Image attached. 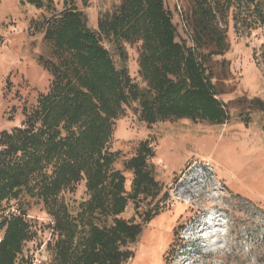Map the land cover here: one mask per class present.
I'll list each match as a JSON object with an SVG mask.
<instances>
[{"label":"trees","instance_id":"trees-1","mask_svg":"<svg viewBox=\"0 0 264 264\" xmlns=\"http://www.w3.org/2000/svg\"><path fill=\"white\" fill-rule=\"evenodd\" d=\"M41 9L45 0H27ZM196 48L177 41L172 13L165 0H123L99 19L98 31L86 15L66 8L46 21L44 39L54 62H45L52 82L20 127L0 133V264H16L34 232L26 214L5 215V204L24 196L37 199L53 221L52 260L44 264H126L151 217L143 223L121 218L129 201L157 197L158 182L148 168L153 150L148 142L124 162L133 173V193L126 192L123 172L115 170L119 152H112L115 122L137 103L140 120L151 126L171 119L229 120L218 99L205 45L219 55L228 49L222 24L233 11L242 26L264 25V0H191ZM251 11L250 17L243 12ZM102 36L117 44L141 43L140 69L146 89L126 70H118ZM251 105L264 112V102ZM85 182L89 199L76 215L61 197Z\"/></svg>","mask_w":264,"mask_h":264},{"label":"rangeland","instance_id":"rangeland-1","mask_svg":"<svg viewBox=\"0 0 264 264\" xmlns=\"http://www.w3.org/2000/svg\"><path fill=\"white\" fill-rule=\"evenodd\" d=\"M123 0H45L39 9L27 0H0V133L20 127L52 82L45 62H54L45 41L46 21L66 8L82 11L88 27L98 31L99 19ZM172 13L177 41L196 48L191 0H165ZM251 11L243 12L250 17ZM222 24L228 49L219 54L205 45L208 73L229 120L222 124L171 119L147 125L137 103L115 122L110 150L119 152L115 170L133 193V173L124 162L148 142L153 156L148 168L158 182L157 197L131 199L121 218L145 224L134 257L126 264H264V112L251 105L264 102V25L242 26L233 11ZM118 70H126L140 89L141 43L117 44L102 36ZM73 215L89 199L85 182L62 196ZM5 215L26 214L34 239L25 244L16 264L52 260L53 221L43 204L24 196L5 204ZM3 233H0V238ZM149 255V257H146Z\"/></svg>","mask_w":264,"mask_h":264},{"label":"built area","instance_id":"built-area-1","mask_svg":"<svg viewBox=\"0 0 264 264\" xmlns=\"http://www.w3.org/2000/svg\"><path fill=\"white\" fill-rule=\"evenodd\" d=\"M39 264H44V263L40 261Z\"/></svg>","mask_w":264,"mask_h":264},{"label":"bare ground","instance_id":"bare-ground-1","mask_svg":"<svg viewBox=\"0 0 264 264\" xmlns=\"http://www.w3.org/2000/svg\"><path fill=\"white\" fill-rule=\"evenodd\" d=\"M146 257H149V255L147 256V253H146Z\"/></svg>","mask_w":264,"mask_h":264}]
</instances>
